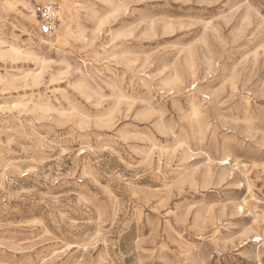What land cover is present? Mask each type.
I'll list each match as a JSON object with an SVG mask.
<instances>
[{"label": "rangeland", "instance_id": "1", "mask_svg": "<svg viewBox=\"0 0 264 264\" xmlns=\"http://www.w3.org/2000/svg\"><path fill=\"white\" fill-rule=\"evenodd\" d=\"M52 1L0 0V264H264V0Z\"/></svg>", "mask_w": 264, "mask_h": 264}, {"label": "built area", "instance_id": "2", "mask_svg": "<svg viewBox=\"0 0 264 264\" xmlns=\"http://www.w3.org/2000/svg\"><path fill=\"white\" fill-rule=\"evenodd\" d=\"M33 18L36 29L43 37H52L56 34L60 22L61 13L57 2L52 0H31Z\"/></svg>", "mask_w": 264, "mask_h": 264}, {"label": "bare ground", "instance_id": "3", "mask_svg": "<svg viewBox=\"0 0 264 264\" xmlns=\"http://www.w3.org/2000/svg\"><path fill=\"white\" fill-rule=\"evenodd\" d=\"M32 16H33V14H32ZM10 50L14 53V54H21V49L19 48V47H17V46H11V48H10ZM195 108V110H198L196 107H194ZM194 110V111H195ZM196 112V111H195ZM225 163V162H224ZM255 240H262V237H258V238H256Z\"/></svg>", "mask_w": 264, "mask_h": 264}]
</instances>
